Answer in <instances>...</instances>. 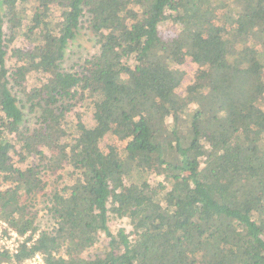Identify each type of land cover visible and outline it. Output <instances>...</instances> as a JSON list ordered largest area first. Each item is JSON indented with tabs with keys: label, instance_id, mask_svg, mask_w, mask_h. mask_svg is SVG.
<instances>
[{
	"label": "trees",
	"instance_id": "1",
	"mask_svg": "<svg viewBox=\"0 0 264 264\" xmlns=\"http://www.w3.org/2000/svg\"><path fill=\"white\" fill-rule=\"evenodd\" d=\"M85 17L100 51L65 71ZM21 27L29 46L13 50ZM179 55L203 73L184 94ZM31 74L44 79L23 127L13 87ZM76 105L94 126L67 121ZM109 135L125 146L105 153ZM45 169L70 184L46 195L33 242ZM0 176V221L30 233L0 264H264V0H0ZM103 234L107 251L85 257Z\"/></svg>",
	"mask_w": 264,
	"mask_h": 264
},
{
	"label": "rangeland",
	"instance_id": "2",
	"mask_svg": "<svg viewBox=\"0 0 264 264\" xmlns=\"http://www.w3.org/2000/svg\"><path fill=\"white\" fill-rule=\"evenodd\" d=\"M55 12H59V8H54ZM85 16L88 17V12H86ZM85 17V19L82 20L81 25L79 27L78 35L75 40L69 43V46L66 51V58L62 64V69L68 72L71 71H77L81 72L82 67L84 66L86 60H89L93 58L95 55H97L100 51V46L96 43V39L91 34V32L88 30L89 24L88 19ZM8 24L5 22V29L6 34L9 33L7 29ZM161 29L163 32H175L177 33L179 31L178 27L174 25L172 22H167L161 26ZM26 28L21 27L20 34L18 38L14 41V43L11 45V49H21L25 50L29 46L27 43V37H26ZM179 61L184 63V55H179ZM18 59L17 57L11 55L8 58V66H13V64H17ZM179 69L183 70L185 72L184 80H183V86L181 89V93L185 92L186 88L189 85H193L198 83L199 78L202 79L203 73L201 70L194 65L190 60L185 61L183 65L179 67ZM40 78L43 80L44 77H41L40 74H31L27 80V82L24 84V88H17L13 87V93L19 98L20 100V106L23 107L24 114H25V121L23 127H34L36 123V119L34 114H31L29 111V105L27 103V96L30 92L33 93L36 91V89H39L41 86ZM184 94V93H183ZM93 115L94 113L91 110L86 111L85 107L82 105H76L72 112H70L67 115V121L68 122H76L79 118L85 122L88 126H94L93 121ZM126 142L119 140L117 137L109 135L102 143V148L105 151V153L108 152V146H116L118 148H121L125 146ZM57 152V146L53 145L50 147V149H45L46 156H52ZM41 164L43 167L47 164V160L43 158ZM21 163V162H20ZM28 163L30 160H28ZM17 164V163H16ZM18 167L21 169H25L26 165L24 164H17ZM42 167V168H43ZM68 166H66L67 168ZM66 170H59L55 175L51 174L49 170L45 169L43 170V177L45 179L44 184V190L35 198L34 201V208L35 210L39 211V225L40 228H45L47 225V214H46V206L48 203L46 202V195H51L53 193V190L62 189L67 190L69 184H70V177ZM59 175H63L61 179H59ZM163 177H156L154 176V179L152 181V184L155 186H158V184L163 182ZM0 186L1 189H6V185L3 183L2 177L0 176ZM158 188V187H157ZM21 201H24V198L20 199ZM109 228L111 232L116 234L121 228H125L127 231L131 230V227L127 224L125 220H117L116 218H111L109 221ZM108 241L106 238V235H102L99 243L89 251L84 253L85 257H94L97 255H102L107 251ZM1 264H12L8 261H3ZM14 264V263H13Z\"/></svg>",
	"mask_w": 264,
	"mask_h": 264
},
{
	"label": "built area",
	"instance_id": "3",
	"mask_svg": "<svg viewBox=\"0 0 264 264\" xmlns=\"http://www.w3.org/2000/svg\"><path fill=\"white\" fill-rule=\"evenodd\" d=\"M43 228H39L37 234L34 235L33 242L38 238ZM30 233L20 236L15 230L11 229L7 223L0 221V254L8 253L13 260L20 253V246L26 241ZM29 242L27 245H32ZM15 264V263H14ZM22 264H45L42 255L36 254L34 257L25 260Z\"/></svg>",
	"mask_w": 264,
	"mask_h": 264
}]
</instances>
